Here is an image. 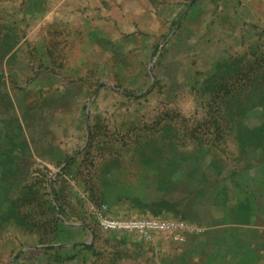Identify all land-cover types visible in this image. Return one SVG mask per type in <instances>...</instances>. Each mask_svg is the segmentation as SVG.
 <instances>
[{"label":"rangeland","instance_id":"rangeland-1","mask_svg":"<svg viewBox=\"0 0 264 264\" xmlns=\"http://www.w3.org/2000/svg\"><path fill=\"white\" fill-rule=\"evenodd\" d=\"M5 33L0 264H105L94 236L135 234L99 211L180 218L187 175L264 174V0H0Z\"/></svg>","mask_w":264,"mask_h":264},{"label":"crops","instance_id":"crops-1","mask_svg":"<svg viewBox=\"0 0 264 264\" xmlns=\"http://www.w3.org/2000/svg\"><path fill=\"white\" fill-rule=\"evenodd\" d=\"M143 163L137 158L123 159L124 178L130 181L141 179L139 175H145ZM187 176L200 182L193 188L187 187L185 193L172 202L175 209H171L179 212V217L191 228L182 233L183 238L146 239L136 234L112 235L104 238L94 236V239H100L105 243L106 250L102 254L105 264H261L263 262L264 174H239L238 176L246 180L244 184L230 173H193ZM151 178L158 179V177ZM259 190L262 193H259ZM124 196L123 194L122 201H125ZM151 214L146 217L161 218L156 216L155 212ZM90 240H93V236ZM72 255H76L72 260L81 264L79 260L82 254ZM88 255L91 259L97 256L96 253ZM69 256L70 254L64 253L59 260H70Z\"/></svg>","mask_w":264,"mask_h":264},{"label":"built area","instance_id":"built-area-1","mask_svg":"<svg viewBox=\"0 0 264 264\" xmlns=\"http://www.w3.org/2000/svg\"><path fill=\"white\" fill-rule=\"evenodd\" d=\"M97 221L105 231L136 234L146 239H182V233L191 229L187 222L180 218L109 216L100 211Z\"/></svg>","mask_w":264,"mask_h":264},{"label":"trees","instance_id":"trees-1","mask_svg":"<svg viewBox=\"0 0 264 264\" xmlns=\"http://www.w3.org/2000/svg\"><path fill=\"white\" fill-rule=\"evenodd\" d=\"M8 38V33H5L2 35V39L0 41V45H2V48L0 49V52H2V54L8 52L9 50V45L6 41V39Z\"/></svg>","mask_w":264,"mask_h":264}]
</instances>
